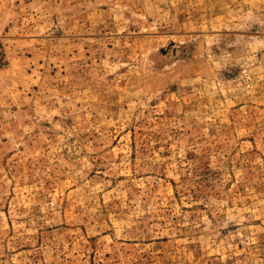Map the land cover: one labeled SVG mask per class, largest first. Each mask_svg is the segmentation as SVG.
Segmentation results:
<instances>
[{
    "label": "rangeland",
    "instance_id": "1",
    "mask_svg": "<svg viewBox=\"0 0 264 264\" xmlns=\"http://www.w3.org/2000/svg\"><path fill=\"white\" fill-rule=\"evenodd\" d=\"M0 264H264V0H0Z\"/></svg>",
    "mask_w": 264,
    "mask_h": 264
}]
</instances>
